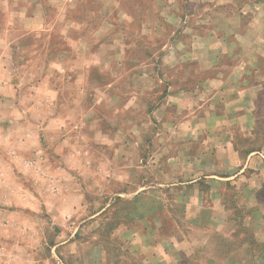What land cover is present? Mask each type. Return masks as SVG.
Returning a JSON list of instances; mask_svg holds the SVG:
<instances>
[{
  "label": "rangeland",
  "instance_id": "374dc122",
  "mask_svg": "<svg viewBox=\"0 0 264 264\" xmlns=\"http://www.w3.org/2000/svg\"><path fill=\"white\" fill-rule=\"evenodd\" d=\"M234 11L190 0H0V264H226L229 231L210 223L219 187L204 176L216 169L207 142L229 124L240 149L264 137V117L256 140L242 133L255 119L217 122L212 110L223 115L226 104L205 87L238 59L264 79V52L239 51L264 48V9L240 26ZM259 100L264 116V90ZM236 187L225 193L234 227L248 201Z\"/></svg>",
  "mask_w": 264,
  "mask_h": 264
},
{
  "label": "crops",
  "instance_id": "0c3cea01",
  "mask_svg": "<svg viewBox=\"0 0 264 264\" xmlns=\"http://www.w3.org/2000/svg\"><path fill=\"white\" fill-rule=\"evenodd\" d=\"M200 3L201 5L210 4H224L227 6H239L240 11H234L231 17L235 22V26H240V17H244L248 12H252V20H257L259 13H263L264 4L261 0H190ZM254 20V22H255ZM254 35V34H253ZM243 35H241V38ZM256 44H259L263 37L259 36L258 31L255 33ZM227 38L228 36L225 35ZM231 37V36H230ZM235 38V37H231ZM247 38V37H246ZM233 41V40H232ZM230 48V49H228ZM223 52L226 54L233 53V47L229 45ZM241 53H260L264 52V48L261 46L246 47L240 44ZM255 54V53H253ZM234 66H231V73L229 76H215L207 81L206 86H216L218 89L211 91V94L217 100L219 97L223 98L224 108L226 107L227 113L217 114L212 113L217 118V122L220 120H231L235 117H242L247 119H255L253 123L247 124L242 128L244 136L253 138L256 140L258 130V120L264 116H259V96L264 90V79L258 77V65L253 63V67L249 68V64L242 59L235 61ZM5 64H8L4 62ZM5 69L4 65L0 64L1 70ZM8 84V80L4 85ZM7 87V86H6ZM231 87V88H228ZM231 89H233L231 91ZM218 97V98H217ZM236 101H240V109L236 108ZM226 102V103H225ZM214 103L217 104V101ZM230 108L235 113H232ZM223 109V108H222ZM216 110V109H214ZM225 110H223L224 112ZM264 115V112H262ZM222 124H224L222 122ZM213 137L208 139V149L215 151V158L212 164L216 169L209 171L204 176L207 177L209 185H214L215 189V202L211 208V221L215 230L229 231V234H225L224 246L227 247L224 258L221 261H225L226 264H264V204L260 201L261 194L264 191V137L261 138V143L257 146H250L245 149H240L235 142V133L233 127L229 124L226 127H213ZM221 136H218L220 135ZM261 136V134H260ZM194 162L195 158L193 159ZM203 163V161H202ZM198 179H194L191 182H197ZM241 186L243 192V198H247L246 205L238 203L239 208H244L242 211L243 219L238 223L237 227L230 226L229 222L232 221L231 214L233 209L229 208V205L225 202L226 189L233 190L236 185ZM218 205V206H217ZM244 206V207H243ZM237 211V210H236ZM244 228L250 230L253 237L250 240L232 241L230 237L236 228ZM232 231V232H231ZM231 232V233H230ZM211 245V244H210ZM230 247V249H228ZM208 262H218L216 257H208Z\"/></svg>",
  "mask_w": 264,
  "mask_h": 264
}]
</instances>
